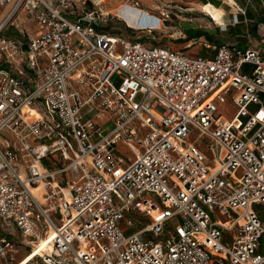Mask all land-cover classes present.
Here are the masks:
<instances>
[{
    "label": "built area",
    "instance_id": "2783aa9c",
    "mask_svg": "<svg viewBox=\"0 0 264 264\" xmlns=\"http://www.w3.org/2000/svg\"><path fill=\"white\" fill-rule=\"evenodd\" d=\"M97 2L0 0V231L22 238L0 260L264 264V47L132 42L101 31ZM21 15L36 34L6 37Z\"/></svg>",
    "mask_w": 264,
    "mask_h": 264
},
{
    "label": "rangeland",
    "instance_id": "374dc122",
    "mask_svg": "<svg viewBox=\"0 0 264 264\" xmlns=\"http://www.w3.org/2000/svg\"><path fill=\"white\" fill-rule=\"evenodd\" d=\"M205 0H100L96 3V9L103 14L102 26L107 34L123 35L129 41H140L148 46H165L175 50H184L194 56L213 57L215 50L210 42H199L192 40L187 42L188 37L186 31L188 28L201 29L202 26L208 30H204L210 36H213L218 41H223L229 45H237L238 39H234L231 35V25H227L228 30L223 27L222 32L218 31L215 23H220L216 17L209 15L201 5ZM154 4V5H153ZM200 7V8H199ZM89 9H91L89 7ZM88 9V10H89ZM83 14V8L77 10L74 18L79 19ZM159 18L162 22L160 28L156 30H147L152 18ZM214 21V22H213ZM203 29V28H202ZM253 40V41H252ZM252 43L254 39L251 38ZM255 43V42H254ZM250 45L251 42L249 43ZM190 46L189 48H186ZM251 67H245L244 71L249 73ZM117 78L114 79L116 81ZM218 116H224L228 119L232 118L236 109L232 102L228 101L226 105H218ZM162 111V109H159ZM89 118L94 115H89ZM197 135L193 134L189 140L190 143L195 142ZM209 141L201 142L200 148L206 152L211 159L212 156L208 153L207 147ZM3 147V146H1ZM4 150V148H2ZM123 151V156L126 159H134L131 151ZM132 219H139L135 214H128L126 220L122 223L123 230L126 234L130 231L137 232L139 226L132 230L126 227V222ZM23 253L17 258H21Z\"/></svg>",
    "mask_w": 264,
    "mask_h": 264
},
{
    "label": "crops",
    "instance_id": "0c3cea01",
    "mask_svg": "<svg viewBox=\"0 0 264 264\" xmlns=\"http://www.w3.org/2000/svg\"><path fill=\"white\" fill-rule=\"evenodd\" d=\"M201 5H204L203 9L213 8L217 10L218 12H220L221 16L219 18L214 14L212 15L216 17L217 20H220L222 17L220 23H215L213 21L215 26H217L218 31L222 32L223 27H225L226 29L224 30L227 31L228 28L225 23L230 22L231 35L234 39H238L239 42L237 43V45H229L224 42V45H228L232 48H236V49L244 50V51L259 50L264 47V0H205L202 4H200V6ZM205 12L211 15L208 11L205 10ZM6 13H8V9L0 8V18ZM235 17H237L239 20L238 24H233ZM153 19L157 21V24L160 21L159 18H153ZM16 24H17V27H10L5 31L4 35L6 37L11 38V39L25 40V36L21 33L22 31H24L25 29L29 30V35L31 36L35 35L37 32L36 25L33 23V21L27 19L25 15H21L19 18V21H17ZM204 30H208V29L204 28V26H202L201 29L188 28L186 31V34H188L189 32V33H192L193 36H196L194 34L197 31L206 33ZM184 37H188V36L184 35ZM251 38L254 39L255 43L254 42L252 43L253 40L250 41ZM192 40L199 41V42H208L206 37L194 38ZM191 41H188L187 39V42H191ZM250 42L252 45L249 44ZM211 43L213 45V48L215 50V55H216L217 47L214 46L213 42ZM189 47L190 46L186 48H189ZM184 50L186 51L187 49H184ZM214 57L215 56L207 57V58H214ZM119 153L120 152L116 154L118 156H121V154ZM0 239H5L8 242H16V244L18 245H20L22 241L20 233L15 229L1 230ZM21 253H23L22 257L17 258L19 255H21ZM29 253H30V249L28 247H20L18 249V252L16 254L9 255V258L12 259L15 262V264H19L23 262L29 256ZM4 262L5 261L0 260V264H4Z\"/></svg>",
    "mask_w": 264,
    "mask_h": 264
},
{
    "label": "trees",
    "instance_id": "16d2710c",
    "mask_svg": "<svg viewBox=\"0 0 264 264\" xmlns=\"http://www.w3.org/2000/svg\"><path fill=\"white\" fill-rule=\"evenodd\" d=\"M90 6H91V5H90ZM101 31L105 32L103 28L101 29ZM105 33H106V32H105ZM110 35H111V34H110ZM194 35H196V36H193L192 33H189V32H188V34H187V36H188V41H191V40L194 39V38L206 37V39H207L208 42H213V43H214V46L217 47V50H218L220 47L224 46V42L218 41V40L214 39V37H211V36H209V35L206 34V33H203V32H200V31H197ZM112 36H118V35H113V34H112Z\"/></svg>",
    "mask_w": 264,
    "mask_h": 264
},
{
    "label": "bare ground",
    "instance_id": "6f19581e",
    "mask_svg": "<svg viewBox=\"0 0 264 264\" xmlns=\"http://www.w3.org/2000/svg\"><path fill=\"white\" fill-rule=\"evenodd\" d=\"M154 5V4H153ZM206 11H208L211 15H216L218 18L221 16L220 12H218L217 10L213 9V8H204ZM46 248V250H48L47 247H45V245L42 246V248Z\"/></svg>",
    "mask_w": 264,
    "mask_h": 264
}]
</instances>
